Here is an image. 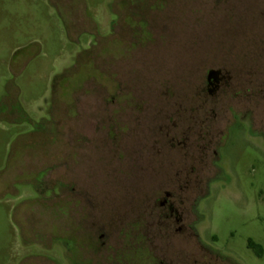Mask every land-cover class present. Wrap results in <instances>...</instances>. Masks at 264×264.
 <instances>
[{
  "label": "rangeland",
  "instance_id": "obj_1",
  "mask_svg": "<svg viewBox=\"0 0 264 264\" xmlns=\"http://www.w3.org/2000/svg\"><path fill=\"white\" fill-rule=\"evenodd\" d=\"M130 263L264 264V0H0V264Z\"/></svg>",
  "mask_w": 264,
  "mask_h": 264
},
{
  "label": "flooded vegetation",
  "instance_id": "obj_2",
  "mask_svg": "<svg viewBox=\"0 0 264 264\" xmlns=\"http://www.w3.org/2000/svg\"><path fill=\"white\" fill-rule=\"evenodd\" d=\"M210 71L216 72V74L214 75V78L210 79V81H208L206 77L207 92L210 95H212L213 93L217 92L220 89L222 83L226 82L227 76L219 70H210ZM210 71H208V73ZM157 203L161 211L164 212V213H161L160 216H158L159 218L161 219L164 218V220H171L172 218H174L175 223H179L181 221L179 216L182 215V212L179 210V207H180L179 205L182 204V200L180 198L166 192L163 198H160L155 202L156 205ZM159 264H162V263H159Z\"/></svg>",
  "mask_w": 264,
  "mask_h": 264
},
{
  "label": "trees",
  "instance_id": "obj_3",
  "mask_svg": "<svg viewBox=\"0 0 264 264\" xmlns=\"http://www.w3.org/2000/svg\"><path fill=\"white\" fill-rule=\"evenodd\" d=\"M248 248L251 249L257 256L262 255L261 248L258 245H256L255 243H253L251 240L248 241Z\"/></svg>",
  "mask_w": 264,
  "mask_h": 264
},
{
  "label": "water",
  "instance_id": "obj_4",
  "mask_svg": "<svg viewBox=\"0 0 264 264\" xmlns=\"http://www.w3.org/2000/svg\"><path fill=\"white\" fill-rule=\"evenodd\" d=\"M216 74L215 71H210L207 75V80L210 81V79L214 78V75Z\"/></svg>",
  "mask_w": 264,
  "mask_h": 264
}]
</instances>
